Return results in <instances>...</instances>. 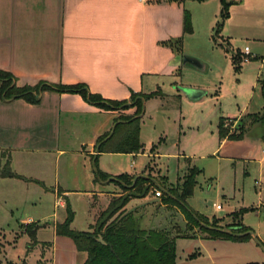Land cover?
<instances>
[{
    "label": "crops",
    "instance_id": "1",
    "mask_svg": "<svg viewBox=\"0 0 264 264\" xmlns=\"http://www.w3.org/2000/svg\"><path fill=\"white\" fill-rule=\"evenodd\" d=\"M226 2L230 4L229 16L222 21L221 0H0V71L14 76L18 87L42 82L83 85L91 94L109 101H130L134 94L153 95L144 102L142 149L136 154L98 152L100 139L113 135L122 122L119 119L132 116L135 108L108 111L79 94L52 91L43 92L37 105L0 95L3 264H84L88 254L78 251L71 238L59 235L57 226L66 221L70 205L74 213L71 229L96 232L111 202L123 195L115 182L122 175L149 179L146 186L151 188L146 197L130 198L121 212L135 209L132 213L141 219L143 230L165 231L176 238V264H264V142L259 138L250 142L246 137L231 141L220 138L219 133L222 120L237 125L243 117L260 112L246 115L247 104L238 117H220L215 133L209 137L205 132L193 135L196 152H187L182 126L172 142L164 137L165 132L157 142L147 145L143 141L150 105L158 104L154 112L170 122L174 111L167 109L169 100L189 106L205 104L206 88L187 80L197 70H216L220 78L231 71L248 81L253 91L264 82V0ZM186 13L191 16V33H185ZM244 38L245 45L240 48L237 42ZM246 47L253 56L247 63L241 60ZM184 89L193 91L191 97ZM221 97L217 90L216 100ZM209 155L221 162L258 164L256 206L243 200L232 202L237 198L234 194L227 215L211 217L190 204L204 173L192 166V161ZM162 157L175 160L178 169L186 162L176 185L169 172L155 163ZM121 158L131 159L129 169ZM7 163L14 177L4 176ZM96 166L108 180L97 179ZM190 167L200 173L193 195L187 199L189 209L222 227L234 225V215L246 210L241 222L258 242L253 236L246 241L214 239L190 225L180 207L164 201L170 190L181 194ZM157 190L163 197H156ZM233 190L236 192V187ZM102 198L104 204L98 207ZM27 207L32 212L15 216ZM153 210L155 216L148 219Z\"/></svg>",
    "mask_w": 264,
    "mask_h": 264
},
{
    "label": "trees",
    "instance_id": "2",
    "mask_svg": "<svg viewBox=\"0 0 264 264\" xmlns=\"http://www.w3.org/2000/svg\"><path fill=\"white\" fill-rule=\"evenodd\" d=\"M221 1L223 5L221 19L224 21L229 16L230 4L227 3L226 0ZM184 27L185 33L192 32L191 16L188 13L185 15ZM221 28L222 23H220L216 29L217 34L221 31ZM241 60H243V57ZM46 91L79 94L88 103L108 111L135 108V113L132 116L121 117L119 119L122 120V122L116 126L113 135H107L100 139L98 142V152L136 154L141 151V116L144 113L145 100L153 97V95L134 94L130 101H109L103 99L99 95L91 94L86 86L83 85L64 86L42 82L34 87H18L14 76L7 72L0 71V95L6 100L21 99L30 104L37 105L40 103L41 94ZM224 122L225 121L222 120L220 123V138H228L231 141L244 140V127H239V134L231 133L224 128ZM259 124H264V115L259 121ZM262 138H264V136ZM116 139H118L117 142H115ZM199 173L200 170L198 168L190 167L184 178L181 194H178L175 190H170L164 201L180 207L190 224L199 228L202 232L207 233L214 239L251 240L252 236L247 234L250 232V229L245 227L241 222V218L246 210H241L234 215L236 223L230 227V233H227L224 229L217 226V221L210 222L205 217L189 209L187 199L193 195L196 178ZM95 174L98 180H108V176L100 172L97 166ZM4 176H15L10 171L8 163L5 166ZM135 180L136 182L134 184ZM115 182L121 186L123 195L111 202L109 209L103 213L100 221L121 202L127 193H142L149 179L122 175L117 177ZM132 185H134L133 188L129 189ZM129 200L130 199H127L123 207L110 217L101 227L99 233L73 231L71 229V224L74 220V213L70 205H68V217L63 224L57 226V233L71 238L78 251L88 254L87 261L84 264H176V238L171 237L165 231L143 230L140 227L139 218L135 217L134 213L121 212ZM117 214L118 216L114 219ZM99 234L102 235L106 244H102L98 241Z\"/></svg>",
    "mask_w": 264,
    "mask_h": 264
},
{
    "label": "rangeland",
    "instance_id": "3",
    "mask_svg": "<svg viewBox=\"0 0 264 264\" xmlns=\"http://www.w3.org/2000/svg\"><path fill=\"white\" fill-rule=\"evenodd\" d=\"M245 40V38L239 40L237 46L243 48ZM187 57L193 58L190 56ZM252 78L253 77H251V79ZM238 79V76L231 71L226 75L223 74V77L220 78L216 70H214V72L209 70L206 73L197 70L196 74L192 77H188L187 80L197 86H204L206 88L204 96L205 104L202 106H189L188 104H183L180 100H169L166 103L167 109L172 112L174 111V114H171L170 122H166L161 114H156L154 112L155 109L158 108V104H156V107L154 104L150 105L145 118V126L143 127L144 143L148 145L152 141L157 142L159 136L164 132L166 134L164 137L167 141L172 142V140L178 138L177 134L182 126V141L187 143V152H196L198 146L193 144L196 142L193 135L199 132H205L206 136L209 137L213 132H216L220 117H238L247 104L249 107L246 115L249 113H260L243 117L237 125H234V121H226L224 122V128L231 133L239 134V127H244L245 137L248 138L250 142L256 138L264 142V138H262L264 136V124H259V121L264 115V96L262 94L264 93V84L262 83L259 88L253 91V89L249 87L248 81L240 78L238 82ZM254 81H256V77L253 78V82ZM217 90H220L222 95L219 101L215 98ZM186 93L190 96L191 90ZM251 96L252 100L250 101ZM203 121H205V123H203ZM184 135H186V137H184ZM121 159L122 164L124 163L125 165L128 163L129 169L131 166V159ZM144 159L145 158H139V161H143ZM107 162L109 163V160ZM192 162V166L195 165L204 170V173L198 178L200 189L196 197L192 199V203H190L194 208L200 211L204 210L211 217H224L231 210V198H234V194L237 198L232 202L236 204H238V201L240 203L243 200L245 204L257 205L259 200L257 194L260 191L257 190L258 186L256 183L260 169L258 164L244 165L241 161L235 164H233V162H221L211 155L205 158L199 157ZM155 163L162 171L169 172L171 181L175 185L178 179L183 177L182 166L184 168L186 162H181L180 169H178V164L175 160H170L167 157L158 158L155 160ZM113 164L114 163H111V165ZM234 187H236V192L233 190ZM262 201H264V191ZM101 204H104V198L97 201L98 207ZM218 205L221 208L223 207L224 210L218 211ZM39 208L40 206H38L37 209ZM26 212L30 213L32 209L28 207L26 209H20L18 212H15V216L19 218L24 216ZM155 213V210H153L148 219H153ZM78 215H80V213H78ZM249 217L252 222L255 221L253 215ZM231 225L233 224H230V226L227 225L226 227H222L219 224L217 226L224 229V231H230ZM78 226L79 228L81 227V225ZM140 227L144 228L141 219ZM8 237L9 233H7V238ZM1 244H5L2 238H0V245ZM3 259L2 248L0 247V264L4 263Z\"/></svg>",
    "mask_w": 264,
    "mask_h": 264
},
{
    "label": "water",
    "instance_id": "4",
    "mask_svg": "<svg viewBox=\"0 0 264 264\" xmlns=\"http://www.w3.org/2000/svg\"><path fill=\"white\" fill-rule=\"evenodd\" d=\"M191 89H184L183 91L184 92H189ZM192 90H191V94H192ZM136 180L134 181V184H135ZM134 185H132L131 187H129V189H132ZM150 185H147L143 192L138 194V193H135V192H130V193H127L123 199L121 200V202L113 209L111 210L101 221L100 223L98 224L97 228H96V232L99 233L100 232V229L101 227L110 219V217L116 212L118 211L119 209H121L123 207V205L125 204V201L127 199H130V198H136V199H142L144 197H146L147 193L150 191ZM135 209H133L132 211H130V213H132ZM205 226V225H204ZM207 228H210L212 229L211 227H208V226H205ZM227 233H230L229 231H225ZM247 234H250L251 236H253L255 238V235L254 233L252 232H248ZM243 236V235H242ZM98 241L102 244H106L102 235H98ZM255 241L258 242V240L255 238Z\"/></svg>",
    "mask_w": 264,
    "mask_h": 264
},
{
    "label": "built area",
    "instance_id": "5",
    "mask_svg": "<svg viewBox=\"0 0 264 264\" xmlns=\"http://www.w3.org/2000/svg\"><path fill=\"white\" fill-rule=\"evenodd\" d=\"M253 56L252 53L250 51V49L248 47H246L245 51H244V57H243V61L245 63L249 62L250 60H252ZM264 60V59H263ZM156 197H161L162 196V192L157 190L155 193ZM218 209H221L220 206H218Z\"/></svg>",
    "mask_w": 264,
    "mask_h": 264
}]
</instances>
